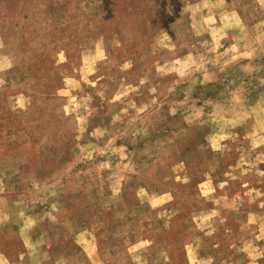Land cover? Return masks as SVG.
<instances>
[{
	"label": "rangeland",
	"instance_id": "rangeland-1",
	"mask_svg": "<svg viewBox=\"0 0 264 264\" xmlns=\"http://www.w3.org/2000/svg\"><path fill=\"white\" fill-rule=\"evenodd\" d=\"M0 264H264V0H0Z\"/></svg>",
	"mask_w": 264,
	"mask_h": 264
},
{
	"label": "crops",
	"instance_id": "crops-1",
	"mask_svg": "<svg viewBox=\"0 0 264 264\" xmlns=\"http://www.w3.org/2000/svg\"><path fill=\"white\" fill-rule=\"evenodd\" d=\"M25 231V230H24ZM25 234H26V231H25Z\"/></svg>",
	"mask_w": 264,
	"mask_h": 264
}]
</instances>
